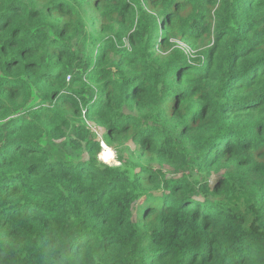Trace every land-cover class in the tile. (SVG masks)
<instances>
[{
    "label": "trees",
    "instance_id": "16d2710c",
    "mask_svg": "<svg viewBox=\"0 0 264 264\" xmlns=\"http://www.w3.org/2000/svg\"><path fill=\"white\" fill-rule=\"evenodd\" d=\"M262 78L264 0H0V264H264Z\"/></svg>",
    "mask_w": 264,
    "mask_h": 264
},
{
    "label": "clouds",
    "instance_id": "9594fccd",
    "mask_svg": "<svg viewBox=\"0 0 264 264\" xmlns=\"http://www.w3.org/2000/svg\"><path fill=\"white\" fill-rule=\"evenodd\" d=\"M70 7L72 8V24L73 28L69 35L65 38V40L60 41L61 43H68L71 44L73 40L78 39V20L80 19V12L79 8L75 5L70 3ZM143 71V68L140 66H137L136 72ZM136 74L135 72L133 75ZM145 87L151 88V85H145ZM261 87H264V78L261 79ZM155 91V90H153ZM250 93H245V95H249ZM127 104V101L123 99V93L121 92L119 95H114L113 103L111 107L106 109L107 112V120L108 121H114L117 117L121 115V113L124 110L125 105ZM144 107L141 110H136L135 108L132 109V112L134 113L133 122L128 127L126 132L120 133L118 139L113 143V147L116 148V150L120 153V159L123 161L124 165H129L130 163H134L137 166H145L150 157L155 155V153L149 149V151L146 153L145 157L141 160H137L135 157L131 156L129 153V148L132 146V137L146 124L149 122V118H154V97L151 95L145 96L143 100ZM126 114V113H125ZM239 115V114H238ZM258 118H264V109H261L260 113H257ZM209 119H215L219 120L221 119L218 114L210 113ZM237 117H233V120L235 121ZM230 122H224L223 121V129L219 130L217 128L211 129L210 132H205L203 128H197L192 133L195 137H201L203 133V138L207 139L208 136L212 132H218V131H224L228 129V125ZM174 146V145H173ZM155 147L159 149L161 147L160 138L157 137L156 145ZM167 147V146H165Z\"/></svg>",
    "mask_w": 264,
    "mask_h": 264
},
{
    "label": "rangeland",
    "instance_id": "374dc122",
    "mask_svg": "<svg viewBox=\"0 0 264 264\" xmlns=\"http://www.w3.org/2000/svg\"><path fill=\"white\" fill-rule=\"evenodd\" d=\"M189 50H190V47L187 46L186 49H185V53H188ZM88 124L93 126V123L88 122ZM93 129H94V131H96L98 133L100 138H103V129H101L97 125L93 126ZM103 145H104V147H103V149L101 150V152L99 154L100 160L104 161V162H107V163L116 162L117 150H116V148L113 147V144H109L108 145L107 143L104 142ZM133 147L134 146L132 144V146L129 148V153L132 151ZM107 150L111 151V153H112L111 158L105 157V155L106 156L109 155L107 153H110V152H107ZM221 175L223 177H225V178L226 177L227 178L228 177L229 178H233V177L240 178L241 181H239V184H238V188L239 189H244L245 191H248L249 193L255 195L256 197H258V198L260 197V195H259L258 191L255 189V187L253 185L249 184V182L246 180L245 177L239 176V174L237 172L230 171V173H229V172H224L223 171V172H221ZM215 177H213V178H215Z\"/></svg>",
    "mask_w": 264,
    "mask_h": 264
},
{
    "label": "bare ground",
    "instance_id": "6f19581e",
    "mask_svg": "<svg viewBox=\"0 0 264 264\" xmlns=\"http://www.w3.org/2000/svg\"><path fill=\"white\" fill-rule=\"evenodd\" d=\"M107 152H110V153H107V154H109V155H105V157H109V158H111V156H112V153H111V151H109V150H107Z\"/></svg>",
    "mask_w": 264,
    "mask_h": 264
},
{
    "label": "built area",
    "instance_id": "2783aa9c",
    "mask_svg": "<svg viewBox=\"0 0 264 264\" xmlns=\"http://www.w3.org/2000/svg\"><path fill=\"white\" fill-rule=\"evenodd\" d=\"M104 144V143H103ZM103 147H104V145H103Z\"/></svg>",
    "mask_w": 264,
    "mask_h": 264
}]
</instances>
